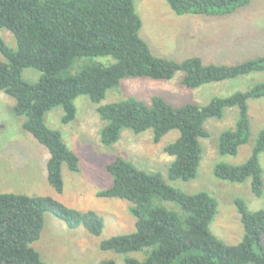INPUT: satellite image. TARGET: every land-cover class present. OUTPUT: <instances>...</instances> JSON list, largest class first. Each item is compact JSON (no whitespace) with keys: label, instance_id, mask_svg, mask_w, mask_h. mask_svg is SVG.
<instances>
[{"label":"trees","instance_id":"obj_1","mask_svg":"<svg viewBox=\"0 0 264 264\" xmlns=\"http://www.w3.org/2000/svg\"><path fill=\"white\" fill-rule=\"evenodd\" d=\"M177 15L215 18L234 14L252 0H166ZM15 36L14 49L0 35V93L16 99L14 113L25 116L23 127L47 147V177L58 192L64 191L63 165L80 170V158L60 130L45 121L48 111L62 106L63 123L76 118L75 99L87 95L100 103L113 87L128 77L171 80L180 71L182 83L190 89L264 71V55L234 64L205 63L199 55L176 60L155 54L140 35L142 18L134 0H0V30ZM112 56L115 62L87 63L75 74L69 72L82 57ZM41 72L36 82H28L24 68ZM264 97V81L228 96L214 95L206 103L187 102L176 106L161 95L150 103L136 97L99 105L105 124L101 142L110 146L122 137L124 129L136 134L152 132L159 143L170 131L179 136L164 150L174 156L168 177L185 181L197 176L202 160L201 138L210 136L205 123L222 118L226 108L238 107L235 126L219 135L218 151L234 155L251 135L248 100ZM264 152V128L251 156L243 163L218 162L214 174L231 182L251 177L256 196L264 192L260 154ZM112 178L99 197L120 198L131 203L135 231L118 234L100 242L103 250L129 253L151 247L144 260L126 258L125 264H264V209L251 211L242 198L234 202L244 226L238 244H227L210 229L218 210L217 200L208 192L185 193L170 185L161 172H149L132 161L117 156L105 166ZM162 201L179 205L184 214L170 210ZM51 211L69 227L84 226L100 235L104 218L93 209L70 207L50 195L0 192V264H46L33 243L40 239L45 213ZM100 264H117L104 259Z\"/></svg>","mask_w":264,"mask_h":264},{"label":"rangeland","instance_id":"obj_2","mask_svg":"<svg viewBox=\"0 0 264 264\" xmlns=\"http://www.w3.org/2000/svg\"><path fill=\"white\" fill-rule=\"evenodd\" d=\"M134 1L136 11L142 18L140 35L157 55L176 60L199 55L205 63L218 64H234L264 55V46L252 47L247 39L256 38L264 42V18L250 22L246 17L256 14L259 7L264 11V0H252L234 13L233 20L227 24L228 28L217 27L211 33L201 31V27L213 23L212 20L204 22L202 18L193 15H177L166 0ZM0 35L10 47H17L15 36L10 30L2 28ZM226 48H231L234 52L230 54ZM0 59L6 61L1 53ZM91 62L107 65L115 62V59L112 56L82 57L73 63L69 72L75 74L82 66ZM22 76L28 82H36L41 72L27 67L23 69ZM182 77L183 73L180 71L171 80L128 77L118 87L109 89L100 103L91 101L87 95H79L75 99L76 118L70 123L62 122V106L48 111L45 116L47 125L60 130L68 146L80 158L78 172L71 171L66 164L63 165L65 187L62 193H58L48 181L49 150L24 129L22 123L25 116L15 114L13 110L16 99L5 92L0 93L6 96L5 99L0 97V192L50 195L70 207L93 209L104 218L102 233L93 235L84 226L69 227L54 213L47 211L41 237L33 243L46 264H100L104 259L125 264L126 258L144 260L150 253L151 247L129 253H116L100 247V242L104 239L135 231V217L130 212L129 201L97 195L99 190L112 184V178L105 166L117 156L132 161L146 171L161 172L167 183L185 193H210L218 202L217 213L210 223L211 231L227 244H238L242 240L244 226L234 200L238 197L244 199L251 211L264 209V192L261 196L252 192L251 177L243 182L218 178L214 174V165L218 162L240 164L251 156L259 133L264 128V97L249 99L250 139L234 155L221 154L218 151V140L223 130L235 126L238 107H234L238 111L226 108L222 118L214 117L206 121L205 127L211 134L200 140L202 160L197 176L188 181L172 180L168 177V166L174 156L168 154L164 147L179 136L177 129L166 134L159 143L153 141L151 131L136 134L130 129H124L120 140L113 145L107 146L101 142L100 131L105 121L97 111L99 105L123 101L129 97L150 103L154 95H161L176 106L187 102L206 103L211 95L228 96L264 81V71L237 77L232 80L231 88L221 92H216L211 87L212 94H209L210 90L206 87L215 83L190 89L182 83ZM260 164L264 180V152L260 154ZM162 204L170 210L184 214L175 202L162 201ZM262 242L264 244V236Z\"/></svg>","mask_w":264,"mask_h":264},{"label":"crops","instance_id":"obj_3","mask_svg":"<svg viewBox=\"0 0 264 264\" xmlns=\"http://www.w3.org/2000/svg\"><path fill=\"white\" fill-rule=\"evenodd\" d=\"M255 12H256V14L254 13V15L251 16V17L250 16H246L247 17V20H250V22H251V21H253L255 19L264 18V15H263L264 14V11H263V8L262 7L257 8V10ZM193 16L202 18L204 20V22L205 21L207 22V21H211L212 20L213 23H211L209 25L207 24L206 26H202L201 27V31H208V32L211 33L213 31H216L218 28L219 29H224V27L228 28L229 26H227V24L231 23V21L233 20L232 17L234 16V14L226 15V16H217L215 18H210V17L204 18V17L198 16V15H193ZM247 39L249 41L248 43H250V45L252 47L258 48V47H263L264 46V42L261 39L257 40L256 38H250V37H248ZM226 49L230 52V54H232L234 52V51L232 52V49L231 48H226ZM228 56L231 58V55H228ZM234 79H228V80H224V81H220V82H213V83H215V84H212L213 86H207L206 88H209V90H210V93L209 94H212L211 87L215 88L217 90L216 92H221L222 90H227V89L231 88L232 85H233L232 80H234ZM2 96L3 95L0 94V97H2ZM212 96L213 95H211V97ZM5 97L6 96H3L1 99H5ZM230 108L231 109H234V110L236 109L234 107H230Z\"/></svg>","mask_w":264,"mask_h":264}]
</instances>
